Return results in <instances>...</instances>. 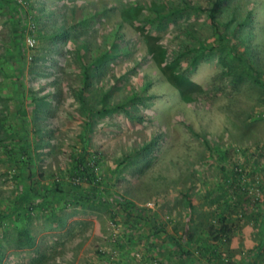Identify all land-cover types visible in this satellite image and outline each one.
I'll return each instance as SVG.
<instances>
[{"label": "rangeland", "instance_id": "1", "mask_svg": "<svg viewBox=\"0 0 264 264\" xmlns=\"http://www.w3.org/2000/svg\"><path fill=\"white\" fill-rule=\"evenodd\" d=\"M263 83L264 0H0V264H264Z\"/></svg>", "mask_w": 264, "mask_h": 264}, {"label": "trees", "instance_id": "2", "mask_svg": "<svg viewBox=\"0 0 264 264\" xmlns=\"http://www.w3.org/2000/svg\"><path fill=\"white\" fill-rule=\"evenodd\" d=\"M213 25L215 27V31L217 33H220L221 31L219 30L218 24L216 22H214ZM251 36H253V35H251ZM255 79L257 82H260V78L258 76H255ZM226 218H229V216H226V217H223L220 219V223H219L220 228L214 229L213 226L210 228L209 236H211L213 242H218V241L224 240V242H226L227 244H230L232 237H234V229L232 226H229L228 223H226ZM29 240L30 239H29L27 232L23 231L20 241H22V242L27 241L28 242ZM183 240L185 243H190L193 241L191 236L186 237ZM204 247H205V245L201 244V245H198V247L196 249L199 252H202L204 250Z\"/></svg>", "mask_w": 264, "mask_h": 264}, {"label": "built area", "instance_id": "3", "mask_svg": "<svg viewBox=\"0 0 264 264\" xmlns=\"http://www.w3.org/2000/svg\"><path fill=\"white\" fill-rule=\"evenodd\" d=\"M28 45H29L30 47H33V46H34V41H32V40H28Z\"/></svg>", "mask_w": 264, "mask_h": 264}]
</instances>
